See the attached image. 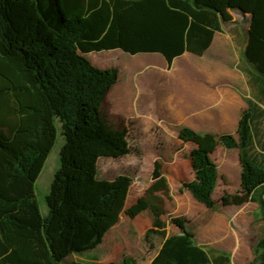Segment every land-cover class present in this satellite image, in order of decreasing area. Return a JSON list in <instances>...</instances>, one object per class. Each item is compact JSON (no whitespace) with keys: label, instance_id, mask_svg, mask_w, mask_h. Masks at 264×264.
Instances as JSON below:
<instances>
[{"label":"trees","instance_id":"16d2710c","mask_svg":"<svg viewBox=\"0 0 264 264\" xmlns=\"http://www.w3.org/2000/svg\"><path fill=\"white\" fill-rule=\"evenodd\" d=\"M229 11L250 16L244 56L264 85V0H0V264H92L68 258L97 250L120 223L132 179L98 177L100 159L131 151L125 121L106 105L119 69H100L89 55L158 54L170 68L186 52L203 55L221 23L231 21ZM246 104L237 140L174 129L180 141L196 144L192 198L212 211L259 200L264 219V143L256 144L254 128L263 112L250 99ZM57 123L63 145L42 215L35 184L56 143ZM219 145L239 149L243 193L218 204L210 153ZM154 227L164 223L155 217ZM257 247L264 264V226ZM150 264L231 260L171 235Z\"/></svg>","mask_w":264,"mask_h":264},{"label":"rangeland","instance_id":"374dc122","mask_svg":"<svg viewBox=\"0 0 264 264\" xmlns=\"http://www.w3.org/2000/svg\"><path fill=\"white\" fill-rule=\"evenodd\" d=\"M147 58L145 55L131 56L120 51L89 55L92 64L100 69L116 67L125 70L126 80L130 79L135 86L134 95L148 91L150 98L147 108L150 110L147 114L153 113L152 116L156 119L155 130L143 136L140 141L133 129V119H122L130 126L129 141L135 148L125 157L102 158L98 163L99 179L113 180L118 175L132 179L121 224L108 233L99 249L83 255L73 254L69 256L68 261L144 264L149 250L156 251L164 237L180 235L188 236L193 244L200 243L208 251L224 254H227L226 250L232 251L239 241L242 244V257L234 256L231 264H259L261 251L257 243L264 226L263 206L259 200L241 207L218 210L225 212L222 220L226 223L218 237L214 238L210 234L204 237L198 235V220L206 214V209L192 198L187 189L191 182L197 180L190 160V153L196 148V144L180 141L174 127L182 124L164 118L165 110H176L181 99L188 95L193 97L195 105L198 104L196 88H192L182 73V65H188V58L179 59L169 74L160 70L154 79H148V72L127 77L129 66L144 63ZM125 76L122 75L119 85L122 86L126 81ZM116 89L118 90V87H115ZM238 93L248 96V90L238 88ZM108 103L107 100V108L110 114H113L114 108L112 104L108 107ZM60 130V124L57 123L56 143L35 184L36 198L42 215L47 214L46 196L50 191L53 176L59 168V151L63 145ZM236 152H240L239 149H236ZM214 157L220 162V153H215ZM240 169L232 170L230 192H223L224 176L220 177L219 188L214 193L215 202L219 204L225 197L243 193ZM155 217L164 223L162 229L154 227ZM151 229L153 232L148 233Z\"/></svg>","mask_w":264,"mask_h":264},{"label":"crops","instance_id":"0c3cea01","mask_svg":"<svg viewBox=\"0 0 264 264\" xmlns=\"http://www.w3.org/2000/svg\"><path fill=\"white\" fill-rule=\"evenodd\" d=\"M229 15L231 21L221 23V31L215 33L210 47L203 55L196 56L186 52L181 57L176 58L170 68L162 56L158 54L145 55L148 60L129 66L127 77L131 78L133 74L148 72V79H154L160 70L167 74L171 73L175 63L179 59L187 57L188 65H182V73L184 79L186 78L191 83L192 88H196L198 104L195 105L193 97L188 95L181 99L176 110H165L164 118L174 120L199 135L210 137L229 134L237 140L240 113L247 108L246 99H250L263 112V116L254 124L255 142L260 145L264 143V96L260 93L264 89V85L259 82V75L244 56L250 16L242 15L237 11H229ZM122 75L125 76L126 72L120 69L118 82L108 91V107L112 104L114 108L112 115L117 118L133 119L134 132L141 141L143 136L153 133L155 130L156 119L152 116L153 113L147 114V111L150 110L147 108L149 93L148 91L137 92V95H134L135 86L130 79L126 80V76L124 78L126 81L122 86L119 85ZM115 87H118V90H115ZM238 88L248 90V96H241L238 93ZM126 127L128 129V143L130 149H133L135 146L129 141L130 126L127 123ZM235 151L236 149H226L219 145L210 153V159L216 163L218 169L215 192L219 188L221 176H224L225 188L223 192H230L232 170H239L241 167V154L240 152L235 153ZM215 153H220V162L214 157ZM240 170L241 185L242 168ZM224 213L206 209V214L198 220L200 230L198 235L204 237V235L210 234L214 238L218 237L226 226L225 221L222 220V217L225 216ZM119 224H121V220ZM168 237V235L164 237L156 251L149 250V255L144 264L151 263ZM196 245L206 249L200 243ZM241 245V242L237 241L236 247L232 251L226 250L225 253L230 257L231 262H233L234 256L242 257ZM88 261L85 262L88 263Z\"/></svg>","mask_w":264,"mask_h":264}]
</instances>
